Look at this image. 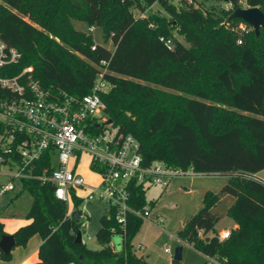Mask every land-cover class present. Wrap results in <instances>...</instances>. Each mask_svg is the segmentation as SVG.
<instances>
[{"label":"trees","instance_id":"1","mask_svg":"<svg viewBox=\"0 0 264 264\" xmlns=\"http://www.w3.org/2000/svg\"><path fill=\"white\" fill-rule=\"evenodd\" d=\"M156 2L167 15L135 16ZM225 2L264 11V0ZM214 8L206 0H0V36L23 55L11 74L33 66L35 77L57 96L90 92L96 64L107 60L105 115L139 140L145 165L159 160L230 176L219 192L205 193L178 232L180 240L226 257L228 264H264V180L258 176L264 169V27L259 35H245L243 20L232 18L226 28L221 16L232 9ZM76 20L101 26L112 47L95 43L90 31L74 26ZM132 190L137 207H154L146 188L134 183ZM54 191L50 182L24 179L16 194L28 193L31 200L30 221L14 232L16 246L39 234L35 264L147 263L134 245L143 218L131 215L121 228L109 210L96 232L102 247L91 249L76 241L81 221L68 215V204ZM222 195L235 198L227 214L236 226L224 240L216 228L221 215L213 209ZM80 204L76 199L75 207ZM5 233L0 221V238ZM115 234L122 235L121 250L111 245ZM0 252L11 259V252Z\"/></svg>","mask_w":264,"mask_h":264},{"label":"built area","instance_id":"2","mask_svg":"<svg viewBox=\"0 0 264 264\" xmlns=\"http://www.w3.org/2000/svg\"><path fill=\"white\" fill-rule=\"evenodd\" d=\"M240 27L247 31L249 25L242 21ZM89 31L93 32L94 26ZM22 57L18 48L0 36V162L9 166L10 176L0 192L13 191L17 184L21 187L24 179L52 183L56 197L68 204V215L81 221L83 244H87L84 232L89 215L82 207L96 200L108 205L106 213L114 211L121 228L131 215L163 223L161 215L153 216L150 202L140 208L134 204L133 184L166 189L176 177L202 174L193 167H174L159 160L143 163L139 140L131 133H121L105 115L102 93L111 88L106 78L108 61L96 64L90 92L78 97L64 91L59 96L53 94L35 77L33 66L11 74ZM85 155L90 158V172L99 177L96 184L88 182L80 171ZM76 199L81 200L78 207ZM230 234L231 228H225L219 231V238L224 240ZM164 250L171 252L170 245ZM205 256V264H228L226 257ZM172 257L169 264H175V252Z\"/></svg>","mask_w":264,"mask_h":264},{"label":"rangeland","instance_id":"3","mask_svg":"<svg viewBox=\"0 0 264 264\" xmlns=\"http://www.w3.org/2000/svg\"><path fill=\"white\" fill-rule=\"evenodd\" d=\"M226 0H206L208 6L215 7L214 9L220 10L221 8L232 9L231 5L225 2ZM240 7H247L241 5ZM216 10V11H217ZM150 12L152 13H162L167 15L165 8L159 3L156 2L152 6H149L147 10L140 11L135 10L134 13L136 17H143ZM220 24L226 28H230L232 23L228 21V17L221 16ZM74 26L77 29L83 31H89L90 25L84 21H75ZM254 29L252 27H247V31H244L245 35H250ZM93 40L95 43L104 44L108 47H112V41H106L104 37V29L101 26H94V31L91 32ZM178 38L183 40V35L177 34ZM64 47L69 48L64 44L60 39H57ZM180 94V93H178ZM80 171L88 182L91 184H96L99 180V177L93 172H90V158L88 155H85L82 159V165ZM0 184L8 180V176L2 172L8 171L9 166L5 163L0 162ZM225 175H198L196 178L201 182L209 184L210 187H217L221 183ZM8 182V181H7ZM6 182V183H7ZM18 182V181H17ZM19 183V182H18ZM213 185V186H212ZM162 188L158 185H150L146 189V200H153L156 204L155 209L159 210L161 216L164 218L163 223L152 222L149 219L144 220L141 228L134 238V245L137 253L142 255L146 260V264H169L172 260V255L174 254L175 248L178 245H183V257L180 261H175V264H203L206 261V256L190 243H183L178 238V232L184 228L186 221L195 214L199 208L202 206V200L195 194L185 195L184 190L188 188L181 187V189L170 188L168 192L162 194ZM211 190V189H210ZM213 191V190H212ZM13 196L11 192L7 194H2L0 196V212L4 209L7 201ZM231 195H222L218 204L213 208L221 215V220L217 224L216 228L222 230L224 228H233L234 220L230 218L227 214L228 208L234 203L228 206L229 197ZM232 197V196H231ZM19 202L23 203L25 200H30V195L28 193H22L19 195ZM197 202H200L198 210H194V206ZM108 205L104 202L93 201L87 204L86 208H83L86 213L89 215V218H86V229L84 232V237L86 239L87 246L91 249L101 248V244L96 237V232L100 228V217L104 215L107 211ZM73 209V204L71 205ZM193 211V213H192ZM191 213V214H190ZM90 236V238H88ZM31 238V237H30ZM142 246H139V245ZM166 244L170 245L171 252L167 253L164 250ZM115 249L120 250L122 248V235L115 234L112 238V244ZM26 246V245H25ZM1 255V253H0ZM2 259V258H1ZM12 259V253H11ZM10 259V260H11ZM4 260V259H2ZM4 260V261H10Z\"/></svg>","mask_w":264,"mask_h":264},{"label":"crops","instance_id":"4","mask_svg":"<svg viewBox=\"0 0 264 264\" xmlns=\"http://www.w3.org/2000/svg\"><path fill=\"white\" fill-rule=\"evenodd\" d=\"M2 173L8 176L7 181H9L10 180V176L8 174L9 172L5 171ZM258 176H260L264 180V169L258 173ZM221 179L222 181L221 183H219V185H217V187H210L209 184L207 185L206 183L198 180L196 176H193V177L192 176H181V177L174 178L171 181L168 188L164 189L161 186L160 187L163 189L162 194H165L166 192H168L170 188L172 189H175V187H177V189H181V187L188 188V190L183 191L185 195L195 194L196 196L200 198V201L202 200V205H203V198H204L205 193L207 191H212V190L213 192H219L221 188L227 182H229L230 176H225ZM6 182H2L0 186L2 184H5ZM19 190H20V185L17 184V188L13 191H7L5 193L0 192V196L2 194H7L9 192L13 194L10 200L7 201V204L5 205L4 209L0 212V221L3 222L4 230L6 231V233H14L20 226L30 221L27 218V213H28L31 200L29 201L25 200V202L23 203L19 202V198H18L19 196L16 197V194L19 192ZM228 197H229L228 206H230V204L233 203L234 198L231 196H228ZM199 204L200 202H197L195 204L194 210H198L197 208L199 207ZM155 207H156V204L154 202V208ZM156 215H161L159 210L157 209H155L153 216H156ZM235 226L236 224H234V227ZM222 230H219V231H222ZM41 243H42L41 236L39 234L33 235L27 242L26 246H15L11 250L12 259L10 261L2 260L1 255H0V264H35V263H38L40 261L39 256H38V249Z\"/></svg>","mask_w":264,"mask_h":264},{"label":"water","instance_id":"5","mask_svg":"<svg viewBox=\"0 0 264 264\" xmlns=\"http://www.w3.org/2000/svg\"><path fill=\"white\" fill-rule=\"evenodd\" d=\"M241 18L250 27H252L256 35L260 34L261 28L264 27V11L258 6L238 7L228 17ZM109 122H113L109 119ZM76 241L82 242V232L79 231L76 235ZM16 246V238L14 233H5L0 238V250L6 254ZM175 260L180 261L183 257V245H178L175 248Z\"/></svg>","mask_w":264,"mask_h":264}]
</instances>
